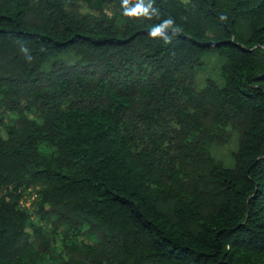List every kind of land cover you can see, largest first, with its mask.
I'll use <instances>...</instances> for the list:
<instances>
[{
  "label": "trees",
  "instance_id": "16d2710c",
  "mask_svg": "<svg viewBox=\"0 0 264 264\" xmlns=\"http://www.w3.org/2000/svg\"><path fill=\"white\" fill-rule=\"evenodd\" d=\"M126 7L0 0V264H264V0Z\"/></svg>",
  "mask_w": 264,
  "mask_h": 264
},
{
  "label": "rangeland",
  "instance_id": "374dc122",
  "mask_svg": "<svg viewBox=\"0 0 264 264\" xmlns=\"http://www.w3.org/2000/svg\"><path fill=\"white\" fill-rule=\"evenodd\" d=\"M62 58L65 59L68 62L73 61L75 58L72 54H62ZM221 58L214 54H208L204 57V64L203 67L198 71L197 74V81L200 85H202L203 80L206 76H211L217 80H220V65H221ZM198 84V85H199ZM12 114H7L4 117V122L9 121L11 119ZM236 134H233V137H231V141L227 145L223 146H213L212 147V153L218 157L224 160L226 164H231L232 162V155L231 152L233 149L236 148ZM34 196V190L25 191L23 193V199L21 201V205L25 207L26 209H31L30 202ZM61 246L58 242L55 244V253L59 252Z\"/></svg>",
  "mask_w": 264,
  "mask_h": 264
},
{
  "label": "clouds",
  "instance_id": "9594fccd",
  "mask_svg": "<svg viewBox=\"0 0 264 264\" xmlns=\"http://www.w3.org/2000/svg\"><path fill=\"white\" fill-rule=\"evenodd\" d=\"M122 3H123V5H124L125 8H126V14H127L128 9H127L126 6L128 5L129 0H122ZM149 6H150V5H149ZM137 7L139 8L140 5H137ZM144 10L146 11L147 9H144ZM222 19H223V17H222ZM171 24H172V21H171V20L166 21L163 25H160V26H157V27L153 28L152 31L150 32V35H151L152 37L162 36V35H163V30H164V28L170 26ZM21 51L27 53V52H28V49L22 46V47H21ZM28 59L30 60L31 57L29 56Z\"/></svg>",
  "mask_w": 264,
  "mask_h": 264
}]
</instances>
